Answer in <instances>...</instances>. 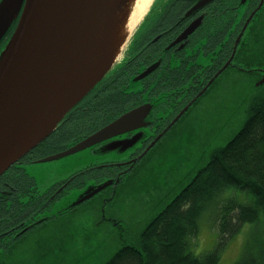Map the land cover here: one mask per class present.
Instances as JSON below:
<instances>
[{"label": "rangeland", "instance_id": "rangeland-1", "mask_svg": "<svg viewBox=\"0 0 264 264\" xmlns=\"http://www.w3.org/2000/svg\"><path fill=\"white\" fill-rule=\"evenodd\" d=\"M154 1L156 0L152 2ZM254 1L256 0L231 1L238 2L240 7L230 13L239 19L246 11H250ZM128 3L129 0L124 1L115 12L118 16L113 19L115 26L122 29L111 38V51L114 55L111 60L114 65L123 56L126 57L133 34L144 16L135 25H131L129 17L135 10L132 8L127 13ZM223 10L224 8L217 11L218 17L222 16L219 14ZM255 16V22L264 28V3ZM250 40L246 41L247 46ZM239 51L234 64L240 62L243 68L251 64L250 68L261 71L243 72L238 67L225 69L204 96L188 109L175 128L172 127L140 161L141 169L135 172V166L117 187L104 189L70 209L83 198L85 192L96 186L92 178L101 173V168L104 170V166L110 165L108 161H113L114 165L106 167L120 165L119 160L126 157L123 151L126 143L119 145L120 150L115 152L116 155L112 154L115 148H90L53 161L24 164L22 167L28 178V182H24L22 186L24 191L32 190L36 197H45L52 204L39 214L42 220L48 218L47 221L33 227L17 240L8 238L3 241L9 246L8 249L0 251V264H103L121 247V240L132 239V242L145 225L207 163L210 154L223 147L240 130L247 118L249 102L255 96H264V52L258 51L253 56L249 52L248 55L253 57L254 62L252 59H239ZM198 62L210 63L212 59L201 56ZM187 74L183 77L186 78ZM141 83L135 81L133 85L139 87ZM129 89L132 88L124 92ZM174 91L176 92L175 89ZM176 95L181 96L182 93ZM141 98L144 99V95ZM138 99L137 96L131 102ZM171 101V98H166L164 103L168 105L161 107L162 110L152 112L153 117H159V122L165 117L164 114L172 112ZM109 118L104 119V122ZM79 128L74 134H64V138L60 139L59 133L56 142L50 146H41V149L36 150L35 157H41L39 154L53 155L64 151L73 137L86 133V128ZM130 148L132 146L128 149ZM110 171L114 172V169ZM73 178L78 181L70 183ZM81 183L85 185L79 188ZM70 187L72 188L69 190ZM240 196L245 198L243 194ZM258 224V228L249 223L242 225L223 245L219 264H236L245 259V247L261 248L264 245V220H260ZM214 235L215 232L211 233L209 227L202 224L195 239L200 252L213 248L216 239ZM251 254L253 257H264V254H255L254 251Z\"/></svg>", "mask_w": 264, "mask_h": 264}, {"label": "trees", "instance_id": "trees-1", "mask_svg": "<svg viewBox=\"0 0 264 264\" xmlns=\"http://www.w3.org/2000/svg\"><path fill=\"white\" fill-rule=\"evenodd\" d=\"M231 9L226 10L228 18ZM224 12L219 14L222 15L219 19L224 18ZM243 18L245 19L244 16ZM238 21H235L234 31L229 33V36H233V42L243 25L240 26ZM218 24L219 28L225 25V30L218 29L214 35L217 40H221L230 23ZM137 36L134 39L136 42L130 46L127 59L115 66L97 85L95 91L83 101L91 109L90 113L103 112L115 116L119 113L113 108L119 109L127 102L124 100L123 91L126 90L124 86L128 82L132 83V78L138 70L136 62L140 55L136 57L135 54L142 43L139 45L137 42L148 38V30L139 32ZM227 39L226 43L229 45L230 41ZM248 39L251 40L248 41L247 46ZM4 42L5 40L0 48L3 47ZM238 50H240L239 59L242 60H253L254 53L264 52V28L257 21L255 22L254 17L239 42ZM237 51L234 60L239 55ZM249 51L252 56L247 54ZM229 53L230 51L227 55ZM221 59V55H218V61ZM247 66L243 72L261 71L250 68L251 64ZM73 113L74 110L68 117ZM96 116L98 115L91 117ZM102 124L104 120L90 119L88 114H77V118L69 119L64 127L39 145L33 154L41 146H50L58 138H64V134H74L80 129L79 127L86 128L85 132H91ZM59 133L61 135L57 138ZM39 155L42 157V154ZM37 158L39 156L34 157ZM139 165L140 163L135 172L141 169ZM24 182H28V178L21 166L10 168L0 177V251L8 249L9 245H5L4 240L8 238L17 240L33 227L48 220V218L42 220L39 214L52 203L47 202L45 197H36L32 190L24 191L22 188ZM5 185L10 189L7 190ZM25 197L26 200L22 201ZM260 220H264L263 95L255 96L249 102L247 118L233 138L210 154L207 163L145 225L132 242V239L121 240V247L103 264H219L223 245L243 224L249 223L258 228ZM202 224H206L211 233L215 232L216 239L211 250L200 252L195 239ZM23 230L25 232L20 234ZM253 251L255 254H264V245L261 248L245 247L243 250L245 259L236 264H264V257H253L251 254Z\"/></svg>", "mask_w": 264, "mask_h": 264}, {"label": "water", "instance_id": "water-1", "mask_svg": "<svg viewBox=\"0 0 264 264\" xmlns=\"http://www.w3.org/2000/svg\"><path fill=\"white\" fill-rule=\"evenodd\" d=\"M124 1L0 0V42L11 25L16 23L11 35L0 48V176L50 136L64 117L112 69L114 64L112 60H108L106 54L109 51L106 50L103 55L100 50L101 40L105 44L101 27L103 22L110 21L112 13L118 11ZM263 2L261 0L258 7ZM193 26L195 24H191L182 36L192 32ZM233 55L234 53L215 77L230 64ZM157 65L159 62L147 67L133 80L146 78ZM262 79L264 83V76ZM213 80L214 77L208 85ZM201 94L202 92L197 97ZM188 107L189 105L163 132ZM150 109L151 106L146 104L129 111L68 149L45 156L36 162H48L74 155L128 131L142 128L145 124H140V121L146 118ZM162 135L163 133L148 149ZM139 139L140 137L116 140L108 150L126 143L123 150L126 151ZM106 186L107 184L96 188L74 205L90 199ZM23 232L25 230L20 234Z\"/></svg>", "mask_w": 264, "mask_h": 264}, {"label": "flooded vegetation", "instance_id": "flooded-vegetation-1", "mask_svg": "<svg viewBox=\"0 0 264 264\" xmlns=\"http://www.w3.org/2000/svg\"><path fill=\"white\" fill-rule=\"evenodd\" d=\"M159 1H156V6L154 5L150 9L149 13L147 14V19H143L142 23H145V25L142 26L141 23L133 34L135 35V39L139 31L141 32L146 29L148 30V38L145 40L141 39L139 42H137L139 45L141 43L142 44L140 45L139 51H137L135 54L136 57L140 55V58L136 62L138 70L134 74V77L143 72L147 67L157 62H159L158 67L161 69H155L146 78L142 79L140 81L142 82L141 86L139 87L134 86L133 83L129 82L124 86L125 89H132H129L127 93H124V100H127V102L124 103L119 109L116 107L113 108L117 113H119L118 115L112 116L103 112L90 113L91 109L87 106V104H81L77 107L78 109L75 111V113L68 117L66 123L62 126L60 125L59 127H64L69 119H75L77 118V114L83 113L88 114V118L90 119H106L110 117L109 120L100 125L99 128H102L122 114L133 111L142 105H152L151 112L146 116L145 119H143L144 122L140 121V124H145L143 128L129 131L121 136L108 139L107 141L92 147V149L96 150L109 149V147L112 145L111 143L116 140H129L135 137H140L137 143L132 146L131 151H129L130 149L124 151L126 158L124 160H119L120 165L109 167L114 169V172L110 171L107 173L101 168L99 171L101 172L100 174L94 177L92 175V181L95 183L100 178V182L96 183V187L108 183H111L108 188L113 189L117 187V185L128 174V172L132 171L135 166L140 163L141 160H138L140 154L146 151L150 144H152L154 140L159 135H161V131L165 130H163L165 127H162V122L165 123L170 121L174 115L180 112L179 111L175 113L174 111V108L178 105H181L182 101V95L177 96L176 94H183L184 86L191 90L196 88H200L199 90H202L210 78L216 72H218L220 67L226 63L229 58L228 56L227 60H224V62L218 66V55H221V57L224 58L225 54L223 48L225 47L226 43L224 37H222L223 41L217 40V38L214 37L218 29L223 30L225 28V25L219 28V18L214 17L218 16L217 8L220 4L226 3L228 0H212L209 2H206L205 0H164L162 4L166 6L162 9H159L161 4ZM165 2L167 4H165ZM197 21L200 23L198 22L196 24ZM191 24H195V26H193L194 29L192 32L183 37L182 35H184L185 31L191 26ZM230 25L231 27L233 26V24ZM233 31L234 28L232 27L231 33ZM223 35H225V33ZM134 39L131 41V44H133ZM220 51L223 52L220 53ZM201 56L205 57L206 59L211 57L212 62L199 63L198 60ZM203 72L211 75L205 78L203 76ZM186 73H189L188 77L184 78L183 76ZM152 76H154V80L148 81L147 79L152 78ZM203 80H205V82L202 85ZM163 88L169 90L166 91L163 90ZM143 95L145 97L144 99L141 98ZM137 96L139 99L135 102H131L134 100V98L137 99ZM166 98H171L173 100L171 101L172 105H170L172 112L168 115L164 114L165 117H162V120L159 122V117L158 119L153 117L152 112L162 110L161 107L168 105L164 103ZM156 104H159V106H156ZM182 108L180 110H182ZM92 115L98 116L91 117ZM165 132L163 133L165 134ZM163 135L161 137H163ZM158 141L154 144V146L158 143ZM153 147L149 148L148 150L150 151ZM119 150L120 148L118 145L112 154L116 155L115 152ZM27 157L29 158L30 156ZM108 163H110V165H114L113 161H108ZM97 177L99 178L95 179ZM74 178L70 183L75 180ZM82 187V185H79V188ZM5 188L7 190L10 189L7 185H5ZM93 189H95V187H92L90 189L91 191L89 192L91 193Z\"/></svg>", "mask_w": 264, "mask_h": 264}, {"label": "bare ground", "instance_id": "bare-ground-1", "mask_svg": "<svg viewBox=\"0 0 264 264\" xmlns=\"http://www.w3.org/2000/svg\"><path fill=\"white\" fill-rule=\"evenodd\" d=\"M152 1L153 0H129L128 5L126 6L127 13L132 8L135 10L134 13L131 14L130 17H129V22L131 23V25H133V24L135 25L136 22H138L141 19V17L147 12L146 10H148V8H149V6H150V4H151ZM117 16L118 15H115V13H112V16H111L110 21L113 20V19H115ZM123 19H124V17H122V23H124ZM110 21H108L109 23L108 22H103L102 23V27L101 28L104 31L105 44H104V42L102 40H101V43H100V50L102 51V54L103 55L105 54V51L106 50L109 51V53L106 52L107 57H108V60L109 59L111 60L112 58H114V55L112 54V51L113 50L111 48V46H113V45H111V38H113L117 32L120 33L122 31V29H118L115 26V24L113 22H110ZM15 25H16V23L14 22L11 25V27L9 28V30L6 32L5 36L3 37V40L7 39V37H9L11 35L13 29L15 28ZM114 26H115V28H114ZM125 27H127V24H125ZM114 29H115V31H113ZM114 40H116V38ZM151 66H154V64L151 65ZM158 66L159 65L155 66V69H159L160 67H158ZM147 80L148 81L154 80V76H152V78L147 79ZM70 145H69V147H70ZM66 149H68V148L66 147L65 150ZM45 156H49V155H45ZM45 156L39 157L37 160H39L41 158H44Z\"/></svg>", "mask_w": 264, "mask_h": 264}]
</instances>
